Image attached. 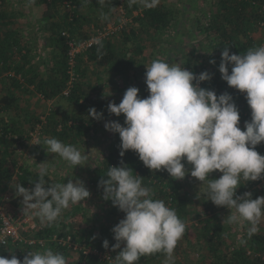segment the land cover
<instances>
[{"label":"trees","instance_id":"1","mask_svg":"<svg viewBox=\"0 0 264 264\" xmlns=\"http://www.w3.org/2000/svg\"><path fill=\"white\" fill-rule=\"evenodd\" d=\"M67 1L71 3L70 7L67 6ZM7 3L8 0H0V81L9 87L0 98V111L17 109L18 104L29 108V102L23 100V96L18 93L20 91L26 95L37 92L42 94L43 98L52 100L59 95L64 96V91L70 88L67 97L77 105L75 114L66 112L60 119L57 118L56 110H52L45 119L38 115H30L25 120L30 129L24 133H27V137H24L23 132L20 133V142L31 139L30 132L35 130L37 124L42 125L43 138H56L65 144L76 146L78 141H85L89 134L99 128L97 120L89 117L88 110L94 107L99 113L106 103L103 97L98 95L99 83L85 81L86 64L96 65L101 70H110L127 79H131V72H135L134 75L138 77V72H143L144 62L147 59L145 50L149 47L148 43H152L154 36L164 35L167 30L173 28L176 20L181 16L176 8L160 3L158 0H136V3L131 6L129 0H105L103 5L99 4L98 0H34V3L44 6L43 17L46 20L44 30L50 35L53 49L45 61L47 74L43 76L38 65L33 62L35 43L31 45L25 43L21 38V30L16 27L18 18L23 12L9 10ZM122 3L128 14L133 16L134 23L124 28L120 46L116 43L115 37L108 38L79 55L76 65L78 78L71 82L68 40L76 36L88 37L89 32L83 28L87 21L85 9L88 8L90 15L97 17L95 25L100 27L118 18V7ZM215 5L216 10L205 22L196 19L194 25H197L198 31L207 32L211 38L210 45L214 52H211L209 58L217 60V70L208 72L205 69L206 56H197L194 58L196 66L189 71L197 75L207 71L211 79L201 82L200 87L214 90L217 95L225 92L232 95L239 110L240 122H246L251 118V109L245 94L230 88L221 78L218 67L221 62V53L226 46L230 54L243 55L253 47L264 45V26L261 25L264 0H218ZM135 11L139 12L136 16ZM185 16L186 14L183 15ZM257 30L261 32L259 38L254 36ZM65 31L69 33V36L64 34ZM169 40L165 38L164 42L173 44L174 41ZM130 43H133L132 47H129ZM187 61L188 59L186 63ZM230 72L231 65H229V74ZM145 95L148 96L149 92L146 91ZM1 120L4 126L3 133L0 135V144H7L4 145L0 156V196L9 191L14 176L18 179L17 184L28 189H32L39 179L38 169L27 164L19 165L15 151L8 145L7 137L17 134L18 121L13 120L10 124L6 122V119ZM120 143L121 141L88 173L89 188L95 192L100 200L99 204L105 208L109 222L92 221L86 207L70 205L55 223L50 226L43 223L40 230L33 232L34 237L48 240V245L52 247L53 252H59L65 258L74 256L73 260L67 264H113L95 255L86 254L83 249H69L53 239L55 235L59 238L72 235L74 240L85 244L86 247L104 251L112 248L116 243L112 228L124 218L125 214L114 207L110 200L103 198V189L99 183L102 179H107L105 175L110 166H121L123 162L133 170L134 175L142 177L143 186L153 189L154 198L164 200L166 206L175 209L178 217L186 225L185 232L177 242L173 253L174 264H192L189 260L183 262L176 258L181 241L186 244L191 241L201 254L198 261L193 264H264V217L258 225L259 230L251 236L248 234L250 225L244 223L245 238L242 241L238 240L239 232L234 230L237 224L226 222V216L230 214V210L217 207L206 199L200 211L193 209L191 203L193 196L181 180H173L166 171L152 172L143 165L138 155L132 150L126 151L121 157ZM256 151L264 155V142L256 146ZM220 175L221 173L216 171L211 173L209 178H219ZM45 180L49 184L67 183V179L62 177L54 179L50 171ZM263 181L264 179H260L245 184L242 180L236 195L250 192L253 199L264 196ZM10 191L16 198L13 199L11 206L7 207L10 212H14L15 209L21 208L22 198L16 196L15 187H12ZM25 234L29 235V233ZM105 239L109 242L107 249L103 247ZM18 248L20 246L13 243L8 247H0V256L10 259ZM21 250L27 255L29 251H39L40 247L24 245ZM118 251L119 249H116L112 252L113 257L117 256ZM165 261V254L161 252L141 257L138 264H165Z\"/></svg>","mask_w":264,"mask_h":264},{"label":"clouds","instance_id":"2","mask_svg":"<svg viewBox=\"0 0 264 264\" xmlns=\"http://www.w3.org/2000/svg\"><path fill=\"white\" fill-rule=\"evenodd\" d=\"M98 3L103 5L105 0ZM134 3L136 0H129L130 6ZM218 71L230 88L245 94L251 120L244 123V130L239 127L240 114L232 95L227 92L217 95L214 90L200 87L201 82L211 79L207 71L197 75L159 59L146 65L149 95L140 98L139 89L129 87L118 105L110 102L107 106L110 114L124 115V125L109 121L105 129L119 134L121 157L132 150L152 172L166 171L173 180H182L190 172L201 185L206 183L207 200L230 210L226 216L228 224L250 225L251 236L259 230L264 217V196L253 199L250 192L243 195L236 192L242 180L246 184L264 179V155L256 151V146L264 142V45L243 55L230 54L226 46ZM88 115L100 120L103 113L92 107ZM42 143L47 153L59 156L73 168L85 165L87 156L77 147L56 138H45ZM35 144L41 146L39 140ZM182 161L191 168H186ZM40 164L34 187L28 189L17 184L15 194L23 198V213L50 226L70 205L89 198L90 192L80 180L47 183L49 168ZM216 171L221 173L219 178H209ZM105 176L107 179L99 183L103 198L125 214L112 228L116 241L112 248L119 249L113 264H138L141 257L161 252L165 254V264H174V250L186 229L175 209L154 198L153 189L143 186L142 177L134 175L123 162L121 166H110ZM103 247H109L107 239ZM0 264H67V261L63 254L48 249L29 251L22 261L15 255L10 259L0 256Z\"/></svg>","mask_w":264,"mask_h":264},{"label":"rangeland","instance_id":"3","mask_svg":"<svg viewBox=\"0 0 264 264\" xmlns=\"http://www.w3.org/2000/svg\"><path fill=\"white\" fill-rule=\"evenodd\" d=\"M160 3H165L171 7L176 8L178 11L179 19L176 20L173 28L167 30V32L163 35L154 36V40L152 43H148V46L145 50V55L147 59H145L143 72H138L139 76L136 77L134 75L135 72L130 73L131 79L124 78L117 73H114L110 70H101L96 65L86 64V82L91 83H99V88L97 89L98 95L103 97L106 103L101 107L99 113H103L102 119L97 120L98 129L93 131L88 135L85 141H78V145L72 144L77 147L82 153L86 154L87 160L85 161L84 166H77L73 168L67 162L63 161L59 156L55 154L47 153L43 148V140L45 138L40 137L41 146L35 144V141L31 139L20 142L19 135L23 134L25 131H29L30 126L25 122L30 115H38L40 117H46L52 113V110H56L57 118L60 119L63 113L75 114L77 110L76 103L70 101L67 96L59 95L52 100H47L43 98L42 94L34 92V94L27 96L23 94L21 91L18 92L19 95L23 96V100L29 102V108L26 106H21L22 104H18L17 109H12L11 111H0V135H2V124L1 119H6V122L12 123L13 120L18 121V128L16 129L17 134L9 135L7 137L8 145L15 151V155L19 159L20 164H27L32 168H37L41 166L40 163H44L48 166L50 175L54 179L65 178L67 181L71 179L73 182L76 180H80L84 183L85 187L90 192V197L85 201L75 204L83 205L86 207L88 216L92 221H103L104 223H108L109 220L106 218L105 208L100 205L99 198L95 195V192L89 188L88 185V173L92 170L95 164L101 161L105 155L111 151L112 149L117 147V144L120 142V137L118 133H112L105 129V123L109 121H118L121 125H124V115L121 114L119 117L114 114H110L107 110V106L110 102H115L117 105L121 102L125 91L129 87H137L139 89V97L146 98L145 92L147 90V85L145 83V72L146 65H150L153 60L159 59L169 63L170 65H179L181 67L186 68L187 70L192 69L196 66V61L194 58L197 56H206V65L205 69L208 72H214L217 70V60L213 58H209L210 53L214 52L213 48L210 45L211 38L207 34V32L198 31L197 25H188L184 23L183 15L186 14L187 18L190 17L195 23V19H199L201 22H205L208 17L214 10H216V1L218 0H158ZM7 8L9 10H17L18 12H23L22 15L19 16L17 25V29L21 30V38L24 42L28 44L35 43L36 48L33 51V62H35L39 69L42 71V75L46 76L45 61L48 57L47 52H49V48L52 49L50 43V35L48 32L44 30L43 23H45V19L43 17L44 6H40L34 2H30V0H8ZM82 11H84L82 9ZM87 15V21L84 23V29L91 33L95 25V19L97 17H93L89 13ZM109 23V22H108ZM133 22L129 24L132 26ZM104 24V22H101ZM122 33L115 36L116 43L120 46L122 41L121 36ZM261 32L258 30L254 32V36L259 38ZM173 40V44L171 42L165 43L164 39ZM169 40V41H170ZM171 43V44H170ZM133 43L129 44V47H132ZM202 52V55L200 54ZM200 54V55H199ZM151 56V57H150ZM208 57V58H207ZM151 58V59H150ZM186 59H188L186 63ZM215 61V64L210 63L212 60ZM7 84H3L0 81V98L2 95L8 91ZM111 93L110 95H107ZM251 118L248 119L250 121ZM5 122V121H4ZM244 123L240 122L239 127L241 130H244ZM24 130V131H22ZM15 135V136H14ZM12 137V138H11ZM24 137H27V133L24 134ZM7 144V143H6ZM0 144V156L1 151L3 150L4 145ZM185 163V167L190 169L191 165L187 164L186 161H182ZM17 171V170H16ZM17 177L14 176L10 186L9 191L5 192L0 199V208L4 211H9L8 207L11 206V203L15 197L14 193L11 192V188L17 185ZM184 184L187 191L193 196L191 201L193 205V209H198L199 211L204 206V199H208L205 194L206 183L201 185V182L196 178L191 177L190 172L184 179L181 180ZM262 183V181H260ZM264 184V181H263ZM7 197L9 200H7ZM22 198V197H21ZM23 199V198H22ZM8 206V207H7ZM23 209V205L21 208L15 209L12 213H17ZM226 211V210H225ZM229 211V209H228ZM34 220L38 224H43L39 220V218L34 217ZM194 223V222H193ZM264 223V222H263ZM262 223V224H263ZM264 226V224H263ZM234 230H238L239 234L238 240L245 238L244 232V223L237 224ZM78 242V241H77ZM179 249V254L176 256L180 261L186 262L191 261L193 264L196 263L201 254L197 251L196 247L191 244V241L186 244L181 241ZM49 249H52L49 246ZM190 249V250H189ZM205 249V247H204ZM48 250V249H46ZM41 252L44 250H39ZM73 255V254H72ZM74 256H69L66 258L67 262L73 260Z\"/></svg>","mask_w":264,"mask_h":264},{"label":"built area","instance_id":"4","mask_svg":"<svg viewBox=\"0 0 264 264\" xmlns=\"http://www.w3.org/2000/svg\"><path fill=\"white\" fill-rule=\"evenodd\" d=\"M123 1V0H122ZM67 6L70 7L71 3L69 1L66 2ZM139 12L135 11L134 15L136 16ZM73 14V13H72ZM72 16V15H71ZM133 22V16H130L125 9L123 3L118 7V18L104 24L100 27L94 28V30L89 33L88 37L81 38L76 36L75 38L68 40V57H69V73L71 75V82L78 78V74L76 72L77 59L79 55L86 53L88 49L97 45V41L102 42L108 38H114L123 32L125 27H128L130 23ZM262 27L264 26V14L261 22ZM68 32H64L67 36H69ZM70 82V83H71ZM70 88H67L64 91V95H69ZM45 119L44 117H42ZM42 125L37 124L35 130L30 132L31 140L35 141V143L40 140L42 135L41 129ZM7 200L8 197H7ZM42 228L41 224L36 223L33 216L23 213V209L17 213H12L10 211H4L0 208V247H8L11 243L18 244L20 248H18L14 255L23 260L25 254L22 252V247L24 245L29 246H39L41 250L49 249L48 240L43 238L34 237L33 232H36ZM25 233H29L26 236ZM54 241L62 244L63 246H67L69 249L73 250H85L86 254H91L97 256L99 259L109 261L113 263L115 257H113L112 252L113 248L108 250H99L93 247H86L85 244L79 243L72 235H68L67 237L59 238L58 235L54 236ZM123 247V245H121ZM9 259V258H8Z\"/></svg>","mask_w":264,"mask_h":264},{"label":"crops","instance_id":"5","mask_svg":"<svg viewBox=\"0 0 264 264\" xmlns=\"http://www.w3.org/2000/svg\"><path fill=\"white\" fill-rule=\"evenodd\" d=\"M85 13H86V14H88V13L90 14L91 12H90V10H89L88 8H86V9H85ZM183 19H184V23H185V24L188 25V23H189V25H191V26L194 25V23H193V21H192V19H191L190 17L187 18V16H185V17H183ZM44 24H45V23H43V26H44ZM195 24H196V19H195ZM189 25H188V26H189ZM44 28H45V27H44ZM25 43H27V42H25ZM52 51H53V49H50V48H49V52H47V54L49 55L50 53H52ZM200 54L202 55V52H200ZM200 54H199V55H200ZM210 54H211V53H210ZM209 56H210V55H209ZM31 88H33V87H31ZM27 96H30V95H27ZM24 101L26 102V100H24Z\"/></svg>","mask_w":264,"mask_h":264}]
</instances>
